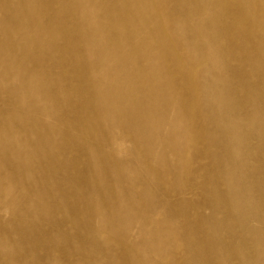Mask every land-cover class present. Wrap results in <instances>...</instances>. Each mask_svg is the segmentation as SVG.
Segmentation results:
<instances>
[{
  "label": "bare ground",
  "instance_id": "1",
  "mask_svg": "<svg viewBox=\"0 0 264 264\" xmlns=\"http://www.w3.org/2000/svg\"><path fill=\"white\" fill-rule=\"evenodd\" d=\"M0 264H264V0H0Z\"/></svg>",
  "mask_w": 264,
  "mask_h": 264
},
{
  "label": "rangeland",
  "instance_id": "2",
  "mask_svg": "<svg viewBox=\"0 0 264 264\" xmlns=\"http://www.w3.org/2000/svg\"><path fill=\"white\" fill-rule=\"evenodd\" d=\"M119 255V254H118Z\"/></svg>",
  "mask_w": 264,
  "mask_h": 264
}]
</instances>
